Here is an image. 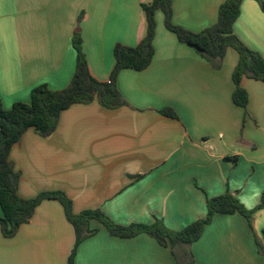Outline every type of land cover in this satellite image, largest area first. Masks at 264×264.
I'll return each mask as SVG.
<instances>
[{
  "label": "crops",
  "instance_id": "1",
  "mask_svg": "<svg viewBox=\"0 0 264 264\" xmlns=\"http://www.w3.org/2000/svg\"><path fill=\"white\" fill-rule=\"evenodd\" d=\"M226 0H174L173 22L193 32L216 24ZM264 1V0H263ZM151 0H0V98L4 109L29 103L47 84L68 87L76 72L72 38L81 32L92 75L109 81L117 44L135 47L147 33ZM82 16L81 20L79 17ZM154 57L142 71L123 70L126 105L74 104L48 137L28 129L10 152L19 194L64 192L74 211L100 208L118 224L162 220L182 230L207 214V200L230 192L248 209L264 192V82L244 77L246 108L233 101L238 52L215 68L181 43L156 13ZM234 34L264 58V11L243 0ZM172 108L176 118L161 112ZM2 209L0 207V216ZM99 231L78 248L76 264H177L154 238ZM264 209L252 223L217 214L192 245L195 264H264ZM76 233L61 203L45 200L17 235L0 229V264H68Z\"/></svg>",
  "mask_w": 264,
  "mask_h": 264
},
{
  "label": "trees",
  "instance_id": "2",
  "mask_svg": "<svg viewBox=\"0 0 264 264\" xmlns=\"http://www.w3.org/2000/svg\"><path fill=\"white\" fill-rule=\"evenodd\" d=\"M243 0H226L219 8L218 21L213 26L193 32L173 22L174 0H151L150 4L142 5L147 19V33L135 47L117 44L114 48L115 65L109 81L96 79L89 68L83 46L81 32L76 30L72 44L76 52V72L72 83L62 89L53 90L47 84L33 88L29 103L17 102L11 109L3 107L0 98V229L6 238L17 235L23 224L29 223L37 207L45 200H57L61 203L66 218L76 233L75 246L72 249L68 264H76L79 246L99 229L92 228L93 221L99 222L110 235L131 239L146 234L160 245L169 248L177 264H195L192 245L198 241L206 225L211 223L217 214L244 216L252 223L254 214L264 209V192L260 203L253 209L246 208L236 195L227 192L207 200V214L182 230H173L158 219L152 224L132 223L122 225L116 223L100 208L84 210L76 213L73 201L64 192H43L34 198H24L18 192L20 173L10 161V152L24 133L34 128L42 136L48 137L58 126L60 114L74 104H89L98 101L102 106L114 109L126 105L119 88L118 77L125 69L145 70L154 57V39L156 36V13L162 11L165 26L178 37L181 43L195 48L202 57L215 68L222 66V61L229 48L238 52L239 61L232 78L235 84L234 103L242 108L248 105V94L241 83L244 77L264 82V58L247 47L235 34L234 24L240 15ZM264 11V1L256 0ZM82 16L79 17L81 20ZM161 112L176 118L172 108ZM259 252L264 255V246L257 241Z\"/></svg>",
  "mask_w": 264,
  "mask_h": 264
}]
</instances>
